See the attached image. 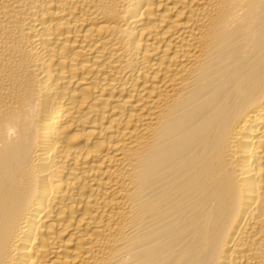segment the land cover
Masks as SVG:
<instances>
[{"label":"bare ground","instance_id":"1","mask_svg":"<svg viewBox=\"0 0 264 264\" xmlns=\"http://www.w3.org/2000/svg\"><path fill=\"white\" fill-rule=\"evenodd\" d=\"M0 264H264V0H0Z\"/></svg>","mask_w":264,"mask_h":264}]
</instances>
